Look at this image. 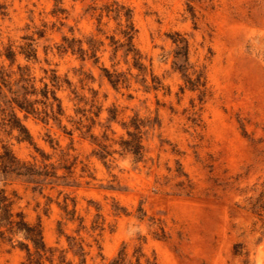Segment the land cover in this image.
Instances as JSON below:
<instances>
[{
  "label": "rangeland",
  "instance_id": "obj_1",
  "mask_svg": "<svg viewBox=\"0 0 264 264\" xmlns=\"http://www.w3.org/2000/svg\"><path fill=\"white\" fill-rule=\"evenodd\" d=\"M58 1L66 11L63 26L51 16L55 0H0L5 8V16L0 13V50L11 45L17 51L29 43L27 39L33 40L36 60L27 62L18 55L16 64L30 70L37 88L41 82L48 84L54 71L60 79L67 78L82 98L78 104L65 85L56 92L64 110L60 127L71 136L52 121L43 124L18 114L50 162L58 164L59 151L65 152L72 143L77 187L54 181L39 192L14 176L0 181V189L10 198L12 192L17 194L13 209L22 212L30 225L41 226L46 247L55 251L53 264L60 255L79 264V247L85 264H111L123 247L125 264H136L134 251L139 245L144 256L150 259L154 254L158 264H243L244 260L264 264V230L259 229L258 216L248 210L249 198L262 196L264 201V0H199L191 4L194 17L187 0H93L98 7L117 1L132 10L135 47L163 85V91L156 93L144 92L130 59L125 64L121 52L112 56L105 36L113 34L115 22L103 18L101 24H107L100 28L105 36H98L95 17L85 13L92 2ZM40 31L42 38L37 35ZM175 33L188 42L190 65L205 69L207 95L202 103L172 68L175 47L169 36ZM63 35L81 40L84 48L90 37L102 41L99 62L59 55L56 45ZM103 69L126 74L129 88L114 90ZM83 74L91 79L81 82ZM89 90L97 93L96 105L102 107L100 126L92 130L99 139L112 107L119 123L134 114L142 119L158 114L160 129L147 131L143 141L144 162L120 155L117 145L111 147L116 152L106 162L92 154L95 146L82 139L71 123L81 119L88 124L75 109L89 110ZM119 123L111 124L114 135L106 132L113 142L125 137ZM14 137L15 133L0 130V155L7 146L21 161L40 160L33 146ZM50 140L58 144L56 151ZM178 165L187 179L178 177ZM65 199L69 210L71 200L75 202L73 220L62 210ZM115 208L125 209L127 215L117 214ZM138 208L145 213L141 221ZM159 227L165 240L154 237L160 235ZM16 240L24 242L20 235ZM236 244L242 246L240 255L234 254ZM24 261V250L0 243V264Z\"/></svg>",
  "mask_w": 264,
  "mask_h": 264
},
{
  "label": "trees",
  "instance_id": "obj_2",
  "mask_svg": "<svg viewBox=\"0 0 264 264\" xmlns=\"http://www.w3.org/2000/svg\"><path fill=\"white\" fill-rule=\"evenodd\" d=\"M89 1L92 4L85 9V13L91 17H95L96 33L98 36H105V33L100 28L107 24H101L103 18L108 21L112 20L116 24L113 34L105 36V39H108L109 47L112 48V56L115 57L118 52H121L125 64H127L128 59L131 60L132 68L137 71L136 77L140 76L139 83L144 92L156 93L163 91L161 81L153 76L151 70L147 69L143 63L141 54L135 47L134 40L137 35V29L133 22L132 10L117 1H111L99 7L93 3V0ZM194 2H199V0H187V10L191 17H194V10L191 6ZM0 13L2 16H5V8L3 6H0ZM65 14L66 11L61 7V3L55 0L51 16L59 21L60 26H63L61 21L66 18ZM37 35L38 38H42L44 31L38 32ZM116 36H118L117 39ZM169 38L175 47L172 62L173 70L181 75L185 88L188 91L198 94V100L202 103L207 95L205 69L195 68L190 65L188 60L189 47L185 38L177 33L169 36ZM27 40H29V43L18 47L17 51L13 50L11 45L0 50V130H8L9 134L15 133L14 138L18 143H27L33 146L35 152L39 154L40 160L37 161L33 158L32 162L21 161L15 157L9 147L3 146V152L0 155V181L4 182L8 176H14L25 184L31 185L33 191L38 190L39 192H42L46 184H52L54 181H62V185L65 187H77V182L73 177L77 156L72 154L75 151L72 143H70L65 152L59 151L58 164L50 162L51 157L36 148L30 133L23 125L18 114H22L24 118L32 117L43 124H48L49 121H52L59 128H62L67 136H71V131H66L65 127H60L64 110L61 101L56 96V92L65 85L74 95V99L78 104L81 103L82 98L76 96L75 90L71 89V83L67 78L60 79L54 71L48 77V84L41 82V88L35 86V80L30 70L25 66L22 67L16 64L18 55L27 62L36 60L33 40ZM85 45L87 46L86 48L83 47L81 40L63 35L60 43L56 45V51L59 55L71 54L76 56L81 62L92 60L93 64H97L99 62L97 52L103 46V42L90 37L85 42ZM13 66H16L15 71L13 70ZM103 71L105 79L114 90L129 88V79L126 74L116 71L109 72L106 69H103ZM83 76L84 79L81 82L91 79V77L89 78L85 74ZM128 76L133 78L130 74ZM147 77L149 78L148 80ZM89 91L92 98L89 110L75 109V114L81 115V118H84V121L88 124H83L81 119L78 122L71 121V123L75 125V130L79 132L82 139H88L95 146L92 154L99 160L106 162L116 152L115 150H111V147L117 145L120 155L130 156L134 163L144 162L145 148L143 141L147 131L154 130L155 128L160 129L161 120L158 114L155 113L152 118L145 119L140 118L138 114H134L127 122L119 123L117 122V109L112 107L107 110L105 130L99 139L92 130L96 125L100 126L97 120L102 112V107L96 105L97 93L93 90ZM183 92L184 88H180V94ZM128 97L131 98L130 96ZM112 123H119L120 127L125 131V137H120L118 142L109 140L106 134L107 131L111 135L115 134L111 129ZM107 142H111V144L108 145ZM51 143L52 140H50L51 149L56 151L58 144ZM178 167V177L187 179V175L182 172L179 165ZM60 171L63 173L59 174ZM82 173L86 174L87 178H90L85 166H82ZM179 184L183 185V182ZM11 195L10 198L4 190L0 189V243H8L11 248L18 247L24 250L25 261L22 264H44L45 261L48 264H53L55 251L46 247L42 237L41 226L39 224L30 225L25 220L22 212H16L13 209L14 200L18 198L16 192H12ZM248 201V210L258 216L260 221L259 229L264 230V220L262 218L264 201L262 200V196L254 200L249 198ZM71 203L72 208L69 210L65 199L64 206L62 207L65 216L69 217V220H73L76 213L74 200H71ZM115 211L117 214L127 215L126 210L123 208H115ZM97 216L99 217V215ZM144 217L145 213L141 208H138L137 219L141 221ZM79 223V226H81L82 220ZM158 230L160 235L155 233L154 237L165 240L166 236L163 228L159 227ZM18 235L22 236L24 242L14 241V237ZM233 251L235 255H240L242 246L240 244L234 245ZM77 253L76 255L80 258L79 264H85V254L81 247L78 248ZM134 258L136 264H140L141 259H144L145 264H158L154 254H152V258L150 259L144 256L141 245L135 249ZM125 263L126 255L125 247H123L117 257L112 260L111 264ZM57 264L70 263L66 262L65 257L60 255L57 257ZM243 264H248V260H244Z\"/></svg>",
  "mask_w": 264,
  "mask_h": 264
}]
</instances>
